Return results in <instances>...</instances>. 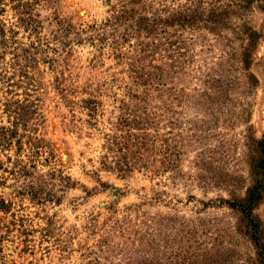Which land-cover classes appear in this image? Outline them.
Returning <instances> with one entry per match:
<instances>
[{
  "label": "rangeland",
  "instance_id": "1",
  "mask_svg": "<svg viewBox=\"0 0 264 264\" xmlns=\"http://www.w3.org/2000/svg\"><path fill=\"white\" fill-rule=\"evenodd\" d=\"M20 1L27 3L25 23L17 18V1L0 3L7 39L0 127L12 128L15 108L23 119L12 144L0 143V264H122L135 236L134 230L121 233L116 223L144 215L191 221L216 250L213 264H263L264 195L252 211L258 245L248 238L240 212L223 201L231 198L227 190L243 199L259 177L252 139L264 133V13L249 16L260 34L251 66L257 87L245 98L249 123L236 119L238 107L209 115L191 104L201 71L219 54L209 48L210 37L189 49L194 62L167 85L180 90L181 103L172 101L158 121L141 126L133 118L143 117L144 103L136 109L132 95H141L142 87L136 88L129 66L137 41L121 39L123 26L108 23L118 1ZM159 101L151 91L146 110L158 111ZM164 152L173 170L161 167ZM140 158L127 173L114 168L113 162ZM42 184L59 202L27 195L28 187L39 191Z\"/></svg>",
  "mask_w": 264,
  "mask_h": 264
},
{
  "label": "trees",
  "instance_id": "2",
  "mask_svg": "<svg viewBox=\"0 0 264 264\" xmlns=\"http://www.w3.org/2000/svg\"><path fill=\"white\" fill-rule=\"evenodd\" d=\"M16 1L14 7L17 18L23 23L28 22L24 17V5L27 3ZM117 1L108 23L110 26H123L121 39L134 38L137 41L133 48L134 54L129 59L132 80L137 89L142 87L141 95H132L138 103L136 109L140 106L139 103H144L143 117L133 118L136 125H152L170 107L172 101L181 103L180 90L167 85L173 84L189 63L194 62L193 56L188 54L189 49L197 43L208 42L210 37L212 44L208 45L209 48L217 49L219 54L205 71H201V89L191 104L203 114L209 115L223 110L230 112L238 107L236 119L249 123L251 105L245 98L251 96L257 87L251 66L260 40V34L251 25L249 16L256 10L264 13V0H185L177 5H167L166 0ZM6 42L5 29L0 26V60L3 59ZM151 91L157 92L160 99L159 107H154L158 109L156 112H148L145 107ZM238 98L240 100L237 101ZM14 111L10 115L13 118L12 128L0 127V143L8 146L17 134L18 123L23 120L22 115ZM252 141L257 156L252 166L259 177L247 188L243 199L227 190L231 198L223 202L230 209L240 212L245 227L249 230L248 238L258 245L261 233L252 211L264 195V133L260 140ZM17 143L21 142L18 140ZM138 144L144 152L148 151L142 141ZM164 154L166 156L160 161V165L171 169L175 163L170 160L167 152ZM137 160L132 163L113 162L114 168L119 173H127L133 166L141 164L142 159ZM107 164L110 163H103V168L110 169L106 167ZM27 173L25 170L24 176ZM48 176L53 179L54 173H48ZM58 179L67 181L68 187H71L69 177L60 175ZM43 186L44 184L39 191L28 187L30 190L26 193L32 200L40 201L44 195L45 198L59 202L50 193H44ZM116 228L125 234L128 230H134L135 238L130 242L133 249L122 264L214 263L216 250L208 248L206 242L201 240L206 235L199 234V228L191 221L178 216L144 215L137 222L125 218L122 224L116 223Z\"/></svg>",
  "mask_w": 264,
  "mask_h": 264
}]
</instances>
